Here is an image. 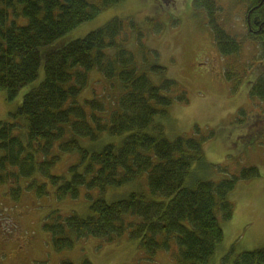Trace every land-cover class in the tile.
Wrapping results in <instances>:
<instances>
[{
  "label": "trees",
  "instance_id": "1",
  "mask_svg": "<svg viewBox=\"0 0 264 264\" xmlns=\"http://www.w3.org/2000/svg\"><path fill=\"white\" fill-rule=\"evenodd\" d=\"M124 1L0 0V91L13 100L22 87L38 78L42 62L44 65V79L24 96L12 114L13 122H0V187L7 186V195L15 202L25 190L43 197L47 183H38L35 177L40 175L56 187V199L62 201L77 199L80 187L103 194L108 188H120L146 175L151 197L134 192L112 203L98 198L90 204L91 215L85 218L52 214V223L43 229L51 234L54 251L72 248L77 239L93 237L114 243L127 234L130 240H139L150 257L169 251L174 238L178 264H209L223 240L217 214L223 220L232 218L228 194L238 180L258 177L257 169H245L238 177L218 183L187 185L188 178L190 184L194 180L193 166L204 164L202 144L207 138L179 136L169 141L163 126L155 123L168 114L173 100L169 93L175 92L178 102L188 101L185 91L164 77L163 66L153 63L145 67L146 56L140 64L126 48L129 38L122 37L125 24L132 31L137 28L131 19L125 23L113 18L58 50H45ZM244 1L248 37L264 50V0ZM192 6L205 11L221 56L238 54V43L218 23L215 0H194ZM148 54L158 59L156 51ZM93 71L120 92L108 108L95 97L78 100ZM150 74L160 81H153ZM225 75L231 80L228 72ZM256 81L250 96L264 102V78ZM123 135L119 147L101 144L99 151H90L80 143L86 140L98 145L105 136ZM55 144L59 153H75L80 158L79 164L69 168V180L51 172L59 161V155L51 154ZM23 181H28L24 187ZM80 264L90 263L85 260ZM222 264H229L228 256ZM232 264H264V248L244 251Z\"/></svg>",
  "mask_w": 264,
  "mask_h": 264
},
{
  "label": "rangeland",
  "instance_id": "2",
  "mask_svg": "<svg viewBox=\"0 0 264 264\" xmlns=\"http://www.w3.org/2000/svg\"><path fill=\"white\" fill-rule=\"evenodd\" d=\"M193 1L125 0L105 9L45 50H58L103 27L113 18L134 22L137 26L134 31L125 24L122 37L129 38L126 48L140 64L146 56L145 67L153 63L163 66L166 69L164 77L175 81L179 89L185 91L188 101L178 102L177 94L169 93L173 100L168 114L157 118L155 123L163 126L169 141L179 136L197 140L207 138L202 144L204 164L193 166L194 180L190 184L188 178L187 185L193 187L199 181L218 183L238 177L250 168L258 171L256 178L238 180L235 189L228 194L227 200L233 205L232 218L223 220L217 214L223 240L209 264H222L226 256L232 264L238 254L264 248V102L250 96L256 79L264 78V50L256 40L248 37L244 0H215L218 23L239 46L238 54L229 57L218 52L205 11L195 10ZM135 38L140 42L136 43ZM152 50L157 52V60L148 54ZM227 72L231 80L227 79ZM149 77L157 83L160 81L156 75ZM43 79L42 62L38 78L22 87L13 100L9 101L6 92L0 91V122H13L12 114L21 106L24 96ZM118 94L112 82L93 71L78 100L95 97L104 101L108 108ZM195 127L198 132L194 131ZM124 136H105L98 145L86 140L80 143L90 151H99L101 144L113 143L119 147ZM57 146L54 145L51 154L59 155V161L51 172L69 180V168L79 164L80 158L75 153H59ZM35 178L38 183H47V195L37 197L34 191L25 190L15 202L7 195L8 187H0V264H60L62 261L80 264L85 260L90 264H178L179 249L174 238L169 251H158L153 257L142 249L139 240H130L127 234L114 243L93 237L77 239L72 248L57 253L51 234L43 229L45 224L52 223L54 213L62 217L72 214L88 217L90 204L98 198L112 203L134 192L151 197L146 175L120 188H108L103 194L97 189L80 187L77 199L62 201L56 199L55 186L40 175ZM27 182L23 181L22 186Z\"/></svg>",
  "mask_w": 264,
  "mask_h": 264
}]
</instances>
